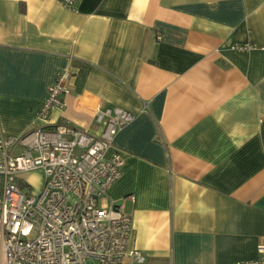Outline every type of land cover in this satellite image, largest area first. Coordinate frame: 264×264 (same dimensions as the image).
I'll use <instances>...</instances> for the list:
<instances>
[{
  "label": "crops",
  "instance_id": "obj_1",
  "mask_svg": "<svg viewBox=\"0 0 264 264\" xmlns=\"http://www.w3.org/2000/svg\"><path fill=\"white\" fill-rule=\"evenodd\" d=\"M60 71L65 106L48 124L37 112ZM98 107L134 115L114 136L124 164L102 202L123 205L144 264L258 256L264 0H0V132L69 121L99 135Z\"/></svg>",
  "mask_w": 264,
  "mask_h": 264
},
{
  "label": "built area",
  "instance_id": "obj_2",
  "mask_svg": "<svg viewBox=\"0 0 264 264\" xmlns=\"http://www.w3.org/2000/svg\"><path fill=\"white\" fill-rule=\"evenodd\" d=\"M73 2L62 0L69 9ZM67 78V72L57 73L38 119L49 124L51 110L64 108ZM133 118L120 107H98L99 135L69 121L21 135L0 132V264H144L143 253L128 247L131 218L123 205L102 202L124 164L114 136ZM34 170L43 175L38 190L22 177ZM257 253L228 264H264V241Z\"/></svg>",
  "mask_w": 264,
  "mask_h": 264
},
{
  "label": "rangeland",
  "instance_id": "obj_3",
  "mask_svg": "<svg viewBox=\"0 0 264 264\" xmlns=\"http://www.w3.org/2000/svg\"><path fill=\"white\" fill-rule=\"evenodd\" d=\"M22 177L27 181H29L34 189H37L39 184L41 183V176L40 174L37 173H32V172L24 173L22 174ZM87 264H94V263L92 261H88Z\"/></svg>",
  "mask_w": 264,
  "mask_h": 264
}]
</instances>
